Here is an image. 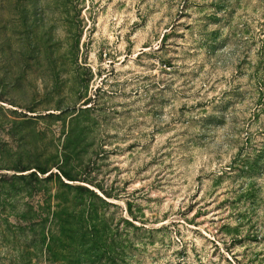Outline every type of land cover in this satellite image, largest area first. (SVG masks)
<instances>
[{
	"label": "rangeland",
	"instance_id": "1",
	"mask_svg": "<svg viewBox=\"0 0 264 264\" xmlns=\"http://www.w3.org/2000/svg\"><path fill=\"white\" fill-rule=\"evenodd\" d=\"M0 264H264V0H0Z\"/></svg>",
	"mask_w": 264,
	"mask_h": 264
},
{
	"label": "trees",
	"instance_id": "2",
	"mask_svg": "<svg viewBox=\"0 0 264 264\" xmlns=\"http://www.w3.org/2000/svg\"><path fill=\"white\" fill-rule=\"evenodd\" d=\"M38 171L41 172L42 174L48 173V170H45V169H43V168H40ZM48 174H51V172L48 173ZM63 174H64V176H65L67 179H69V180H73V179L69 176L68 173H65V172H64Z\"/></svg>",
	"mask_w": 264,
	"mask_h": 264
}]
</instances>
